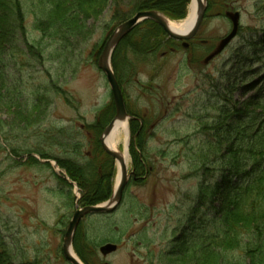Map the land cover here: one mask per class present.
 <instances>
[{"label":"rangeland","instance_id":"374dc122","mask_svg":"<svg viewBox=\"0 0 264 264\" xmlns=\"http://www.w3.org/2000/svg\"><path fill=\"white\" fill-rule=\"evenodd\" d=\"M138 1L143 2L122 0L119 7L128 10ZM20 2L23 32L0 57V119L7 139L6 143L0 139V264H69L62 253L63 237L74 212L85 206L80 205V183L71 181L56 159L74 162L83 174V184L93 183L103 171L109 173L108 198L91 206L110 201L116 162L103 149L111 161L103 156L106 163L102 164L95 156L91 133L95 129V137L100 138V123L111 105L115 112L110 87L97 62L120 24L115 26L110 6H104L78 22L83 36L60 43L36 29L48 8L44 0ZM158 4L170 6L175 18L157 12L180 23L189 13L191 0ZM206 5L200 28L187 48L137 56L127 48L124 58L113 59L118 45L135 27H143L147 22L143 21L112 54L111 67L114 62L118 65L128 114L127 173L131 175L112 212L81 217L72 251L82 264L76 246L88 264H182L176 259L181 250L190 249L193 241L212 230L215 213L196 212L198 191L205 183L222 181L220 158L234 153L228 143L220 145L217 129L230 121L234 126L236 118L245 119L247 113H264L260 106L264 0H206ZM227 12L239 13L237 34L220 54L205 62L231 32ZM146 41L149 46L155 44ZM158 43L166 49L165 43ZM39 90L49 91L44 95L50 105L47 115L26 128L25 113L20 115L15 108H30L42 93ZM224 107L231 112L222 111ZM258 128L264 126L257 123ZM34 152L46 153L50 159L42 160ZM29 153L41 164H35ZM141 163L145 171L137 176ZM107 244L117 249L103 256L100 248Z\"/></svg>","mask_w":264,"mask_h":264},{"label":"trees","instance_id":"16d2710c","mask_svg":"<svg viewBox=\"0 0 264 264\" xmlns=\"http://www.w3.org/2000/svg\"><path fill=\"white\" fill-rule=\"evenodd\" d=\"M121 1L44 0L45 6L48 8L43 20L36 24V29L47 38H56L60 43H67L71 37L83 36V29L79 27L78 22L87 19L90 13H99L104 6H110L115 26L132 17L134 13L145 11L144 5L150 11L156 10L170 19L175 18L170 6L158 4L160 0L134 2L128 10L119 7ZM174 12H178V10L176 9ZM22 14L20 0H0V57L4 56L8 51L7 48L9 49V46L14 44L20 31L23 32ZM44 24L47 26L42 29ZM141 26L143 27H135L118 45L113 59L124 58L128 50L135 56L143 53L154 55L158 51L179 49L177 47L182 46L181 42L167 38L163 30L152 21H147ZM146 39H150V42H155V44L149 46ZM157 41L165 43L166 49ZM148 48H152V50H148ZM126 62L129 63V61ZM117 66L114 62L113 70L119 83ZM118 69H121L120 66ZM54 90L56 91L57 88L54 87ZM46 92L49 91L46 90ZM47 93H39L30 108L23 105L15 108V111L20 115L25 113L26 128L33 127L46 117L50 106L48 105L49 101L44 97ZM260 98H262L260 106L264 109L263 94L260 95ZM222 111L228 113L231 112V109L224 107ZM114 114V108L111 105L106 119L100 123L99 135L102 134ZM246 115V118L241 120L235 117L238 123L236 122L234 126L230 121L223 125L220 124L217 129L220 145L224 147V143H228L232 146L234 153L231 152L220 158V162H222L218 170L222 180L220 183L216 181L211 185L205 183L200 186L196 211H212L217 219L212 223V230L208 233L204 232L201 240L193 241L190 249L185 246L181 250L176 259L182 261V264H264V128L256 129L257 123L259 126H264V113H247ZM231 117H233L232 114ZM5 128L4 121L0 119L2 143L7 141L2 136ZM91 134L95 138V156L102 159V164L108 160L111 161L112 159L103 152L99 138L95 137V135L98 136V131L96 132L94 129ZM222 140L226 141L221 142ZM13 152L19 156L15 150ZM29 154H31L29 158H32L30 157L32 153ZM33 154L38 155L42 160L50 159V156L43 152H34ZM103 156L107 159L105 162ZM32 159L35 160V164H41L35 158ZM56 162L65 170L71 181L80 183L83 191L80 200L81 206H91L108 198L109 173L105 174L104 171H101L102 174L97 177L96 181L91 184L85 182L83 184L81 182L84 178L83 174L80 173L81 171L74 162L64 159H56ZM98 167L103 169L101 163ZM144 168L145 165L142 163L136 167L137 171L135 172H139L137 176L145 171ZM205 229L207 230V228ZM77 232L82 233L81 230H77ZM76 247L77 255L83 263L88 264L79 246Z\"/></svg>","mask_w":264,"mask_h":264},{"label":"water","instance_id":"95a60500","mask_svg":"<svg viewBox=\"0 0 264 264\" xmlns=\"http://www.w3.org/2000/svg\"><path fill=\"white\" fill-rule=\"evenodd\" d=\"M207 5L206 0H197L196 2V12H195V21L193 26L184 34H178L170 29L168 26V20L159 12L157 11H142L136 13L134 16L129 18L128 20L121 23L119 26L116 27V29L112 32V34L107 39L104 50L102 51L100 57L98 58V68L102 71V73L105 75L106 81L110 87L112 99L115 107V116L111 120V122L105 127L104 131L102 132L99 141L101 144L102 149L104 152L109 155L111 158L115 160V162L119 163L120 166V180L119 184L117 186L116 191L113 192L112 197L110 201L102 206H85L81 208L80 210H77L74 212L71 220L69 221L66 232L63 237V244H62V253L64 256V259L69 264H82L80 260H77L73 255L72 251V242H73V236L75 233V230L77 228L78 223L80 222L81 217H84L86 215H94V214H102V213H110L114 209L113 207L117 205L122 198V192L127 185L128 178L131 174L127 173V169L125 168L121 156L114 152L109 150L104 140L106 137L109 136L111 131L114 128V124L117 121H121L124 119H128V114L126 112L123 97L121 94V90L119 87V84L117 82V79L115 77V74L111 67V57L112 54L117 47V45L120 43V41L139 23L143 21H153L157 25L161 27L163 32L171 39L182 42V47L187 48L188 47V41L191 40L198 32L201 22L204 17V13L206 11ZM226 17L231 21L232 23V29L228 36L224 37L216 49L209 54V56L206 58L205 62L210 60L211 58L217 56L221 53V51L230 43V41L236 36L237 30H238V18L239 13H226ZM110 204H113L112 206H109ZM116 246L112 244H107L100 248V253L103 256H107L113 252L116 251Z\"/></svg>","mask_w":264,"mask_h":264},{"label":"bare ground","instance_id":"6f19581e","mask_svg":"<svg viewBox=\"0 0 264 264\" xmlns=\"http://www.w3.org/2000/svg\"><path fill=\"white\" fill-rule=\"evenodd\" d=\"M196 2L197 0H191V4L189 7V13L183 21H181L180 23H173L171 21H168V26L170 27L172 31L181 35V34L186 33L193 26L195 17H196L195 16ZM127 126H128V119L117 121L114 124V128L109 134V136L106 137L104 140V143L109 150L114 151L121 156L122 162L126 169H128V165H129V155H128V150H127V145H128L127 144V136H128ZM120 146L123 147L122 151L119 150ZM116 166H117V178H116L114 188H113L114 191H116L117 186L119 184V180H120V166L118 162L116 163ZM112 205L113 204H110L109 206H112ZM72 255L77 260H79L74 253H72Z\"/></svg>","mask_w":264,"mask_h":264}]
</instances>
